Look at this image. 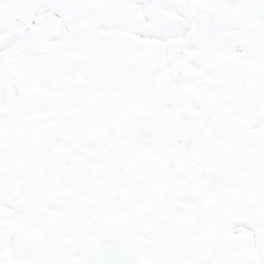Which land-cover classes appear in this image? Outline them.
Masks as SVG:
<instances>
[{
    "label": "snow or ice",
    "instance_id": "6c2138e0",
    "mask_svg": "<svg viewBox=\"0 0 264 264\" xmlns=\"http://www.w3.org/2000/svg\"><path fill=\"white\" fill-rule=\"evenodd\" d=\"M0 264H264V0H0Z\"/></svg>",
    "mask_w": 264,
    "mask_h": 264
}]
</instances>
